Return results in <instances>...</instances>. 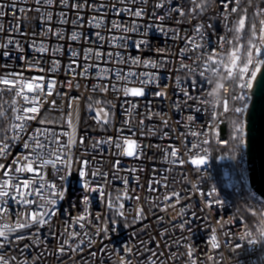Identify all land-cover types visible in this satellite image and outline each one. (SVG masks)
I'll use <instances>...</instances> for the list:
<instances>
[{
  "label": "built area",
  "instance_id": "built-area-1",
  "mask_svg": "<svg viewBox=\"0 0 264 264\" xmlns=\"http://www.w3.org/2000/svg\"><path fill=\"white\" fill-rule=\"evenodd\" d=\"M72 2L74 0H69L68 8L53 4L36 11L38 6L35 0H0V4L9 5L0 9L4 13L0 15V27L3 29L0 31V45L12 41L9 44L11 58L0 55V71L5 68L8 71H23L25 78L43 75L46 77L45 83L54 79L56 84L53 95L48 96L42 104L40 117L59 121L68 113L69 103L78 105V112H73V121L77 123L76 139L85 137L83 144L77 143L72 148L71 168L68 172H56L51 166L44 169L46 181L56 185L52 191L62 192L63 197L55 206L57 213L51 220L52 232H49L46 225L40 229L41 243L32 245L23 254L15 248H9L7 254L17 257L16 264H119L122 257H127L131 264H192L187 255L191 249L195 264H264V241L262 243L254 229L238 218L233 200L222 193L218 184L211 141L214 140L217 147H226L225 144L218 143V140H228V113L219 114V111L222 113V107H217L215 111L222 122L216 123L212 120V107L217 101L218 85L223 82L224 77H213V85H209L199 75L204 70L203 64L195 73L180 70L181 62L195 66L200 62L198 58L207 60V56L214 51L230 50L229 44L220 43L221 38L238 40L241 48L248 43L249 38L237 39L236 34L229 31L238 20L235 13L225 19L234 5L229 4L226 8L224 0H207L204 11L195 16L182 17L170 9L183 5L187 12L192 7L190 0H171L163 8L154 6L160 0H145L143 3L141 0H136L135 3L130 0H123V3L121 0H88L89 5L103 4L104 8L101 12H96L86 6L79 13L71 7ZM13 4L15 7L11 6ZM125 7L132 11L143 8L144 15L135 17L124 11ZM240 7L247 9L250 21L259 30L260 20L264 17L255 16L254 13L264 9V0H250V3L248 0H241ZM61 13L65 15L61 16ZM49 15L51 19H47ZM77 15L80 20L73 23L77 20ZM93 16L102 19L101 27L97 28L89 23ZM161 16L165 19H158ZM113 24L120 27L114 28ZM198 27L200 33L196 31ZM124 28L129 31H123ZM132 28H138V31H132ZM73 32L80 34L76 41L69 39ZM97 32L103 40L97 38ZM56 33H60L63 38H58ZM112 37L117 39L112 41ZM120 37L127 39L121 40ZM142 39L148 43L137 49L136 43ZM189 40L195 41L200 48L193 51L188 44ZM41 46L48 51H37ZM57 46H61L58 54L53 51ZM88 49L92 50L90 54L87 53ZM4 51L0 47V53ZM73 52L77 53L75 57ZM96 52L101 54L99 58L95 56ZM109 53L112 55L109 56ZM116 53L123 59H118ZM86 54L89 55L88 59H85ZM130 57L142 61L151 60L161 66L150 68L144 64L137 65L132 63ZM73 59L76 60L75 64H72ZM53 61H58L57 70L49 71L53 67ZM28 62L37 66L29 68ZM69 65L74 72L68 70ZM86 65L92 67L87 75H81ZM40 68L44 71H39ZM112 69H120L124 74L129 71L141 75L153 73L159 86L146 85L144 97H125L122 91L112 89L113 84L120 89L125 83L114 72L105 71ZM210 75L206 73V76ZM137 78L133 76L127 86H138L135 84ZM193 81L197 84L195 88L192 87ZM254 83L255 81L253 86ZM104 87L108 91H102ZM211 88V94H207ZM252 89L253 87L246 90L247 106L240 116L245 144L240 146L237 160L250 194L259 201V208H262L264 198L250 186L247 163L246 116L253 100ZM183 90L198 100L186 101ZM158 91L165 92L166 96H155L154 93ZM219 95L230 96V84ZM13 99L19 102V98L13 95H0V112L5 114L0 136H4V129H7L6 140H12L15 135L11 126L18 123L15 116L20 114L13 111ZM125 100L136 105L131 114L132 119L127 124L125 121L129 120V116L125 112L128 107ZM204 100L205 103L200 102ZM51 101H55L54 107ZM95 101L109 102L105 110L110 112V124L98 126L96 112L89 110L90 103ZM241 103L237 101L235 107ZM100 106L96 105L97 108ZM19 107L20 104L17 103L16 108ZM197 108L199 111H195ZM189 115L195 117L193 122L187 121ZM165 120L167 124L164 123ZM30 124L31 127L26 129L24 135L41 127L61 131L59 126L51 123L40 125L32 121ZM213 129L218 130V137ZM121 130L124 137L134 138L142 147L143 151L138 158L123 155L118 157L115 153L119 150L110 144L93 147L96 141L102 139L115 140ZM192 131L202 132L204 135L198 140L191 135ZM205 139L209 141L208 144H203L206 152L192 147ZM22 144L23 140H17L10 145L9 155L7 158H0V163L11 164L14 158L25 151ZM172 147L180 150L179 158L185 163L173 162L176 158L169 155ZM195 155L206 157V162L199 168L190 163ZM81 159L89 161L85 177L80 175ZM117 159L120 160L119 172L113 178V162ZM98 168L106 174L104 179L110 181L105 191L115 195L126 187L129 196L139 197L121 201L124 204L123 216L113 217L96 192L86 193L85 179L89 182L95 179L91 172ZM221 172L223 179H231L228 166H223ZM61 177L66 178L61 180ZM121 178L128 181L127 186L121 182ZM104 179H101V183H104ZM92 187L96 185L92 184ZM173 193H179V202L173 197ZM86 194L90 197L87 205L83 202ZM165 197L172 199L166 200ZM214 200L221 203H213L211 208L205 206ZM18 208L19 205L12 204L11 211L15 212ZM85 209L89 214L88 236L81 234L75 240L69 239L65 252H57L60 242L66 238L61 235L65 227H69L70 231H80L74 221L78 215L85 213ZM139 209H143L140 217L137 215ZM181 209L184 210L182 215ZM98 214L103 218L102 221L95 220ZM95 224H101L109 231L107 234L96 235ZM213 235L219 244L216 249L211 246ZM89 238L91 245L88 244ZM81 240L84 241L83 244L80 243ZM78 245L80 250L72 251ZM105 245L107 247L104 251H98ZM127 249H131V253ZM90 253L96 255L92 256Z\"/></svg>",
  "mask_w": 264,
  "mask_h": 264
},
{
  "label": "snow or ice",
  "instance_id": "snow-or-ice-1",
  "mask_svg": "<svg viewBox=\"0 0 264 264\" xmlns=\"http://www.w3.org/2000/svg\"><path fill=\"white\" fill-rule=\"evenodd\" d=\"M123 3V0H121ZM131 3H135L136 0H130ZM145 0H141V3ZM171 0H160L159 3H156L154 6L157 8H163L165 3H170ZM250 3V0H248ZM37 4L36 11L40 10V7H51L53 4H59L64 8L69 7V0H35ZM192 7L188 9L187 12L184 11L183 5L172 8L170 11L177 12L180 16L185 15H197L200 12L204 11L207 0H190ZM241 0H224V6L228 8L229 4L234 5L227 12L225 19L228 15L233 13L238 15V20L235 22V25L229 28V31L233 34H241L247 30V35L249 37L248 43L241 48L238 40L228 41L225 38L220 39V43L229 44L230 50H221L220 52H213L207 56V60L203 58H198L199 63L195 66L184 64L181 62L180 70H187L189 73H195L196 69L201 67V64L204 66V70L199 72L200 77L204 78V83L213 85V77L223 76V82L219 83L217 88V101L213 105L212 120L216 123L222 122L219 118V115L215 111L217 107H222V114L233 112L237 119L233 120V132L229 140L219 141L218 143H223L226 146H232L234 143L238 142L239 145L245 144L244 139V127L239 119L242 113L244 112L245 107L247 106L246 101L248 99L246 95V90L253 87V81L257 79L258 74L264 70V19L260 20V29L257 30L256 25L250 21V18L247 15V9L240 7ZM15 7V4L11 5ZM91 7L96 12H101L104 8L103 4L96 5L95 3L89 5L88 0H74L71 7L77 10V13L83 7ZM9 7V5L0 4V9ZM20 11H23L21 9ZM119 11V10H117ZM124 11L131 13L135 17H142L144 15V9L140 8L136 11H132L131 8L125 7ZM4 13L0 11V15ZM61 16L65 15L64 13L60 14ZM255 16L264 17V9H260L258 12L254 13ZM47 19H51L49 15ZM158 19L163 20L165 17H158ZM80 20L79 15H77V20L73 23H78ZM89 23L94 24L97 28L101 27L102 19H97L96 16H93ZM114 28H119L117 24H113ZM151 27V25H149ZM0 27V31H2ZM132 31H138V28H132ZM51 31V29H49ZM123 31H129L128 28H124ZM164 31V29H161ZM197 33H200L199 27L196 29ZM58 38H63L60 33H56ZM98 39L103 40V37L99 32L96 33ZM80 37V34L73 32L69 37L70 40L76 41ZM117 38L112 37L111 40L115 41ZM119 39L125 40L126 37H120ZM12 41L10 40L7 44L0 45L5 49L4 52L0 53L2 56H7L11 58V49L9 44ZM148 43L147 40H140L136 43L137 49H141L146 46ZM188 44L192 46V50L195 51L200 48V45L195 43V41L189 40ZM37 51L43 53L47 52L48 49L43 46L36 49ZM54 53L58 54L61 51V46H57L54 50ZM183 51V50H182ZM92 50L88 49L87 53H91ZM97 58L100 57V53H94ZM73 57L77 53H72ZM112 54L109 53V56ZM118 59H123L119 53H116ZM89 55L86 54L85 59H88ZM134 64H144L145 67L150 68H159L161 65H158L151 60L142 61L139 58H129ZM76 60H72V64H75ZM37 65L33 62H28V67H36ZM58 66V61H53V67L49 71H56ZM79 66V65H78ZM91 65L84 66V71L81 75H87ZM69 71H73L71 65L68 68ZM39 71L43 72L44 69L40 68ZM112 71L116 74L117 78L123 80L124 86L120 89L116 88V85H112L114 91H122L125 97H144L146 96L145 87L148 84H157V77L153 73L146 74H135L129 71L127 74H124L120 69L105 70ZM206 73H210V76H206ZM133 76L138 77L135 80V84L138 86L128 87V82ZM43 75L32 76L31 78H25L24 72H15L8 71L6 68L3 71H0V95L9 94L14 97L19 98V102L15 99L12 100L13 111H18L20 114L15 116L18 123L12 125V130L15 135L12 140H6L7 129H4V136H0V158H7L9 155V146L12 145L17 140H23L22 148L25 150L20 154L19 157L14 158L11 164L0 163V264H16L17 257L15 255H8L7 250L9 248H15L20 254H23L26 249L31 247L34 244L41 243L40 239V229L44 226H48V230L52 232L51 220L52 217L56 215L57 209L56 204L59 199H62V192H53L52 190L56 188L55 184H49L45 179L44 169L48 166H51L56 172H68L71 168V156L72 148L79 144H83L85 137L80 136L79 140L76 139V128L77 123L73 121V112H78V105H73L69 103V111L66 115H63L59 121L57 120H46L40 117V108L45 102L48 96L53 95V89L55 88L56 81L54 79L47 80ZM239 82L238 87L241 89L240 95H235L234 92L231 96L220 97L219 93L222 92L229 82ZM179 82V81H178ZM71 83V81H69ZM197 86L196 81H193L192 87ZM79 87V85H77ZM213 88V87H212ZM212 88L207 94H211ZM95 91V87L93 89ZM102 91H108L107 87H104ZM186 97V101L198 100V98L193 97L188 91L183 90ZM157 97H165L166 93L163 91H158L154 93ZM72 98H70L71 100ZM79 99V98H75ZM240 101L242 102L240 106L230 107V102ZM205 103L204 101H200ZM17 103L20 104V107L17 109ZM125 104L128 105L125 108V112L129 116V120L125 121V124L129 123L132 119V112L135 110L136 105L132 104L130 101L125 100ZM53 107L55 106V101H51ZM96 105H101L99 108ZM109 106L108 101H95L90 103L89 110L95 111L97 124L107 125L111 123L110 112L106 111L105 108ZM199 111V108L195 109ZM5 114L0 112V127L4 121ZM195 119L194 116L189 115L187 117L188 122H193ZM36 121L40 125H47L51 123L53 126H59L61 128L60 132L54 130V128L41 127L34 129L31 134L24 135L26 129L31 127L30 122ZM167 124V121H164ZM215 135L218 137L219 132L216 129H213ZM191 135L196 137L199 140V137L204 135L202 132L192 131ZM64 137L65 139H61ZM207 139L197 144L192 145L194 149L203 150L206 152V149H203V144H208ZM101 144H110L114 145L117 151L116 156H126V157H136L138 158L143 151L142 147L138 144L137 140L132 137H124L122 130L115 140H99L93 144V147H99ZM187 148V145H184ZM169 155L173 158H176L173 162H178L179 164L185 163L183 159H180V150L176 147H172ZM206 162V157L201 155H195L190 160L192 165H196L199 168L200 165H203ZM81 165L80 175L81 177L86 176L85 169L89 167V161L81 159L79 161ZM120 160L117 159L113 162V173L112 177L115 178L119 172ZM29 174V175H25ZM91 176L94 177L91 182L85 179L84 186L86 193L96 192L102 200L105 208L111 211L112 216H123L124 204L121 203L124 199H139V197H133L128 195V191L125 187V190L118 192L115 195H112L110 192L105 191L106 186L110 183L107 179H104L106 174L101 172L98 168L96 171L91 172ZM66 177H61V180ZM101 179H104V183H101ZM121 182L127 186L128 181L124 178H121ZM92 184H95L96 187H92ZM62 188V185H61ZM215 189H213V192ZM173 197L176 198L179 202V193H173ZM165 199H172V197H165ZM90 197L86 194L83 197V202L85 205L89 203ZM221 203L219 200H214L212 202L206 203L207 208H211L212 204ZM12 204L19 205V208L15 211H11ZM183 209H181V215L183 214ZM143 209L138 210V217L142 215ZM102 217L98 214L95 217L96 221H102ZM89 220V214L87 209L85 213L78 215L74 221L78 225L80 231H70L69 227H65L61 235L66 238L62 240L59 244L57 252L63 254L65 252V246L68 245L69 239L75 240L80 237L81 234L88 236L87 227ZM96 235L101 233L107 234L109 229L104 228L101 224H95ZM183 227V224L181 225ZM34 229V231H33ZM264 235V229L261 232ZM30 241L31 243H29ZM81 244L84 243L83 240L80 241ZM92 241L89 238L88 244L91 245ZM211 246L213 249L219 247L217 238L215 235L211 237ZM106 245L103 248L98 249V251H104ZM79 245L76 249L72 251H79ZM128 253H131V249H127ZM90 255L95 256L96 253H90ZM155 255V253H154ZM192 264H195L193 259V253L189 249L187 253ZM119 264H131V261L127 257H122L119 261Z\"/></svg>",
  "mask_w": 264,
  "mask_h": 264
},
{
  "label": "trees",
  "instance_id": "trees-1",
  "mask_svg": "<svg viewBox=\"0 0 264 264\" xmlns=\"http://www.w3.org/2000/svg\"><path fill=\"white\" fill-rule=\"evenodd\" d=\"M243 37L246 39L249 38L247 30L243 33ZM229 84L230 96L233 92L235 95H239V82H229ZM236 103L237 101L230 102V107H235ZM236 119L237 116L233 112L226 115V134L228 140L233 132L232 122ZM211 146L214 156V164L218 172V184L220 190L225 196L233 200L238 211V218L244 221L248 226L252 227L263 243L264 235H262L261 232L262 229H264V206L262 205V208H259L261 204L250 194V190L241 175V165L237 160L238 151L241 145L236 142L230 147H217L215 141L212 140ZM223 166H228L230 168V180L223 179L221 172Z\"/></svg>",
  "mask_w": 264,
  "mask_h": 264
},
{
  "label": "water",
  "instance_id": "water-1",
  "mask_svg": "<svg viewBox=\"0 0 264 264\" xmlns=\"http://www.w3.org/2000/svg\"><path fill=\"white\" fill-rule=\"evenodd\" d=\"M252 95L246 116L249 182L253 190L264 198V70L255 80Z\"/></svg>",
  "mask_w": 264,
  "mask_h": 264
},
{
  "label": "rangeland",
  "instance_id": "rangeland-1",
  "mask_svg": "<svg viewBox=\"0 0 264 264\" xmlns=\"http://www.w3.org/2000/svg\"><path fill=\"white\" fill-rule=\"evenodd\" d=\"M240 37H241V38L243 37V33H241V34H236V36H235V38H237V39L240 38ZM219 114H221L220 111H219ZM230 185H231V184H230Z\"/></svg>",
  "mask_w": 264,
  "mask_h": 264
}]
</instances>
